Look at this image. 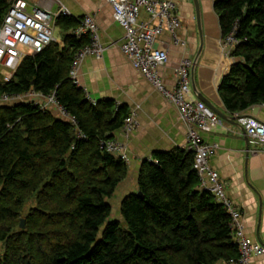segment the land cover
Segmentation results:
<instances>
[{"label": "trees", "instance_id": "trees-1", "mask_svg": "<svg viewBox=\"0 0 264 264\" xmlns=\"http://www.w3.org/2000/svg\"><path fill=\"white\" fill-rule=\"evenodd\" d=\"M10 5L0 0V25ZM213 7L222 38L237 26L241 40L219 87L226 110L264 104V0H214ZM56 25L63 40L24 57L10 80L0 66V94L55 90L85 136L52 110L0 104V264H217L238 256L231 215L200 187L194 154L184 148L144 159L138 191L121 202L123 220L113 216L110 200L129 168L101 139L115 137L130 108L90 102L71 78L89 37L68 33L79 26L72 16Z\"/></svg>", "mask_w": 264, "mask_h": 264}, {"label": "crops", "instance_id": "crops-1", "mask_svg": "<svg viewBox=\"0 0 264 264\" xmlns=\"http://www.w3.org/2000/svg\"><path fill=\"white\" fill-rule=\"evenodd\" d=\"M29 10L34 7L58 13L63 7L69 15L80 20L86 14H94L100 27L102 43L106 47L102 58L87 56L81 66L79 82L84 91L95 101L112 99L117 104H126L130 113L136 112L138 127L128 136L124 127L115 131L116 138L126 141L130 163L127 178L118 186L110 200L120 213L123 198L138 191L139 171L143 160L154 152L184 148L187 144V126L178 110L141 75L120 49L124 28L114 19L113 7L105 0H27ZM179 5L182 27L179 34L187 40L184 49L172 42L165 31L158 46L169 53V62L162 68V76L168 87L175 84V70L186 55L194 59L200 38L193 0H175ZM202 5L205 47L196 68V83L217 108L230 116L219 92L221 80L238 58L224 55L221 45L219 18L214 11V0H200ZM142 20H149L146 12ZM59 29L61 42L65 31ZM70 30L68 33L72 32ZM30 54V50L25 49ZM2 71L5 70L2 68ZM193 86V83H192ZM190 98L199 99L196 92ZM240 113L254 116L264 122V104L255 105ZM204 142L215 146L211 158L212 167L220 173L221 180L234 207L243 213L245 232L253 241L264 244V151L259 141L246 135L239 124L221 118V122L202 131ZM217 264H229L220 261ZM250 264H264V255H254Z\"/></svg>", "mask_w": 264, "mask_h": 264}, {"label": "built area", "instance_id": "built-area-1", "mask_svg": "<svg viewBox=\"0 0 264 264\" xmlns=\"http://www.w3.org/2000/svg\"><path fill=\"white\" fill-rule=\"evenodd\" d=\"M113 7L114 19L124 28L120 49L136 70L143 75L164 98L176 107L180 118L187 126V144L184 149L193 152L194 168L198 174L200 187L210 191L230 213L232 235L238 245V256L228 260L229 264H250L254 255H264V244L253 241L247 236L242 220L243 213L237 210L229 199L220 173L211 165L215 146L204 142L202 131L221 122V117L200 99L190 98L193 91V59L184 56L175 70V84L168 87L162 76V68L169 62L168 50L158 46L160 36L168 31L176 46L187 49V40L179 34L182 19L179 5L175 0H105ZM10 8L0 25V66L8 71L6 80H10L19 67L21 60L42 51L56 41L55 26L60 15H69L63 7L60 12L40 7L29 10L27 0H9ZM149 20H142V12ZM238 27L221 39L224 55L231 57L232 51L240 44L237 36ZM77 38L85 35L89 43L79 48L73 58L71 78L74 84L81 86L79 74L87 56L103 57L106 47L102 43L100 27L94 14H86L79 20V26L72 31ZM30 50V54L25 51ZM91 103H96L86 92ZM17 102L33 103L43 110H52L61 119L72 123L79 137H84L76 117L61 103L57 92L43 94L31 90L25 94H0V104ZM120 105V104H118ZM237 121L243 126L248 136L259 141L260 150L264 151V122L243 113H236ZM138 127L136 112L128 115L124 133L128 136ZM102 148L130 163L129 147L126 141L113 138L101 139ZM153 160L152 156L146 157Z\"/></svg>", "mask_w": 264, "mask_h": 264}, {"label": "water", "instance_id": "water-1", "mask_svg": "<svg viewBox=\"0 0 264 264\" xmlns=\"http://www.w3.org/2000/svg\"><path fill=\"white\" fill-rule=\"evenodd\" d=\"M193 2H194V5H195V10H196V19H197V26H198V31H199V38H200L199 49H198V52H197L196 56L193 59V66H192V70H191L193 89L196 92L198 98L201 101L205 102L222 119H225L227 121H231L233 123L239 124L238 121H237V117L227 115L226 113L221 111L219 108H217L215 106V104L213 102H211V100H209V98H207V96L204 93L200 92V90L197 87V83H196V68H197V65L199 63V60L201 58V55H202L204 47H205V30H204V19H203L201 1L200 0H193ZM239 126L241 127L243 132L247 135V133H246L245 129L243 128V126L240 125V124H239ZM25 223H26V220H25V218H23L22 221H21V227L22 228H25V226H26Z\"/></svg>", "mask_w": 264, "mask_h": 264}, {"label": "rangeland", "instance_id": "rangeland-1", "mask_svg": "<svg viewBox=\"0 0 264 264\" xmlns=\"http://www.w3.org/2000/svg\"><path fill=\"white\" fill-rule=\"evenodd\" d=\"M60 36H61L60 31H59V29H57V30L55 31V37H57V38L59 39ZM4 70H5V69H4ZM4 73H5V74H8V71L5 70ZM112 206H113V216L118 217V218H116V219L123 220V218H121V216L119 215L118 207L116 206V204H112Z\"/></svg>", "mask_w": 264, "mask_h": 264}]
</instances>
